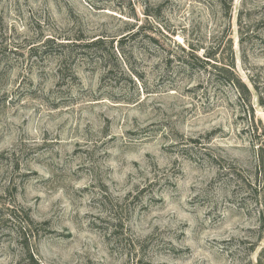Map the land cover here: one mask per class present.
I'll return each mask as SVG.
<instances>
[{
    "label": "rangeland",
    "instance_id": "rangeland-1",
    "mask_svg": "<svg viewBox=\"0 0 264 264\" xmlns=\"http://www.w3.org/2000/svg\"><path fill=\"white\" fill-rule=\"evenodd\" d=\"M250 79L264 0H0V264H264Z\"/></svg>",
    "mask_w": 264,
    "mask_h": 264
},
{
    "label": "trees",
    "instance_id": "trees-1",
    "mask_svg": "<svg viewBox=\"0 0 264 264\" xmlns=\"http://www.w3.org/2000/svg\"><path fill=\"white\" fill-rule=\"evenodd\" d=\"M230 1H233V0H230ZM208 59H210V57H208ZM205 64L208 65V66H210V62L208 60L205 61ZM231 68L232 69L235 68V64L234 63L232 64V67ZM215 69H217V68H215ZM250 82H251V84L253 86L254 91L257 93L259 105L262 108H264V92L261 91V89L259 88V86H257V84L255 82H253L252 79H250ZM238 85H239L238 91L240 92V94H243V95L246 96V99L243 100L244 101V104H246V105L249 104L251 106V100H252V93H251V91L242 82H238Z\"/></svg>",
    "mask_w": 264,
    "mask_h": 264
}]
</instances>
